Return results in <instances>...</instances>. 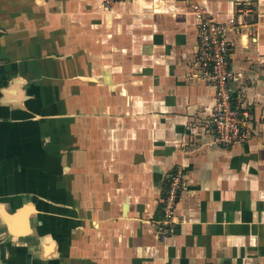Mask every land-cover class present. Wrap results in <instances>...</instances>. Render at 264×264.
Returning <instances> with one entry per match:
<instances>
[{
  "label": "crops",
  "instance_id": "crops-1",
  "mask_svg": "<svg viewBox=\"0 0 264 264\" xmlns=\"http://www.w3.org/2000/svg\"><path fill=\"white\" fill-rule=\"evenodd\" d=\"M195 2L242 24L228 146ZM0 264H264V0H0Z\"/></svg>",
  "mask_w": 264,
  "mask_h": 264
},
{
  "label": "built area",
  "instance_id": "built-area-1",
  "mask_svg": "<svg viewBox=\"0 0 264 264\" xmlns=\"http://www.w3.org/2000/svg\"><path fill=\"white\" fill-rule=\"evenodd\" d=\"M115 1L117 0H104L106 3ZM192 7L198 18L197 54L200 75L203 80L215 85L216 104L211 115L214 138L216 142L228 146L245 138L246 128L252 118L249 109H239L234 104L229 88L234 72L230 67V43L227 34L240 32L242 24L235 16L226 21H218L198 2L193 3ZM183 178L182 169L171 174L163 199V225L167 226L166 217H169L175 208ZM164 231H167L166 227Z\"/></svg>",
  "mask_w": 264,
  "mask_h": 264
},
{
  "label": "rangeland",
  "instance_id": "rangeland-1",
  "mask_svg": "<svg viewBox=\"0 0 264 264\" xmlns=\"http://www.w3.org/2000/svg\"><path fill=\"white\" fill-rule=\"evenodd\" d=\"M173 174V173H172ZM184 179V178H183ZM164 197V196H163Z\"/></svg>",
  "mask_w": 264,
  "mask_h": 264
}]
</instances>
